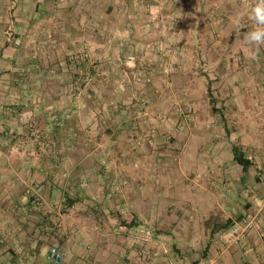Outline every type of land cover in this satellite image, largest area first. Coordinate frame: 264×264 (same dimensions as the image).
Returning <instances> with one entry per match:
<instances>
[{
	"label": "crops",
	"instance_id": "crops-1",
	"mask_svg": "<svg viewBox=\"0 0 264 264\" xmlns=\"http://www.w3.org/2000/svg\"><path fill=\"white\" fill-rule=\"evenodd\" d=\"M250 3L0 0V264H49L52 247L65 264H264V159H251L248 174L236 165L235 196L217 184L233 175V153L221 158L212 141L215 157L195 156L196 135L212 127L201 114L188 129L159 67L160 50L175 45L172 77L195 103L188 68L264 81V49L250 60L242 47ZM133 52L137 68L127 63ZM247 110L234 112L239 124L256 117ZM165 134L180 155L160 148ZM251 210L255 229L224 247L225 225ZM145 231L154 233L148 260L137 255Z\"/></svg>",
	"mask_w": 264,
	"mask_h": 264
},
{
	"label": "rangeland",
	"instance_id": "rangeland-1",
	"mask_svg": "<svg viewBox=\"0 0 264 264\" xmlns=\"http://www.w3.org/2000/svg\"><path fill=\"white\" fill-rule=\"evenodd\" d=\"M169 47L175 49V54L165 61L162 55V50H160L161 52L159 67L161 68L162 66H168L170 68V74L166 76L172 78L170 79V83L172 85L171 88L174 89V95L177 94L181 98L179 105L173 106V109L176 108L177 114L184 117V120L188 124V129L190 130H193V128H195V126L198 124L196 119L198 115L201 114L203 119L200 121V125L212 127V131L208 130L206 131L207 133L201 132L200 134L196 135L194 140V147H196V149H194V152L197 153V155L195 156L200 158L205 157L208 159H212L213 157H215L214 152L210 149V145H212V141H214L220 145L219 155L223 159L231 156L232 147L234 144H240L246 155L253 161H256L257 159H264V81L261 82L259 79H255L253 76H248L245 73L246 75H242L243 80L240 79L237 82L234 81L236 82V84H232L233 81L216 80L215 76H213L214 72L209 67H204L202 69H200L199 67L198 69L196 68L194 70L188 68V70L185 71V73H189L187 77H190L188 78L187 82L196 85V87H194V90H196L195 93L198 101L195 103L193 100L189 99L190 93L186 92V94H184L183 92H181L182 88H177L176 86V81H174L175 79L174 77H172V75L174 73L173 69L176 65V57L178 56V51L175 45H169ZM137 65L138 64L133 67L137 68ZM153 68V63L147 66L148 70H152ZM193 73H195V75ZM139 78L141 79L140 81L138 80L139 82L144 81V73H141V77H138V79ZM209 85H211L212 94L215 100L218 101L217 109L219 110V113L216 114V116L212 114L211 105L209 102ZM175 86L176 88H173ZM235 90L240 93L235 94ZM237 96H241L242 101L237 100ZM190 109L192 110L191 113H189ZM242 109H248L247 111L255 112L256 117L244 119V121L246 120V122H244V124H239V119L236 118L234 114ZM251 126L253 128H251ZM250 129L251 132L249 131ZM184 137L185 142H182L183 145L186 144L188 142V139L190 138L189 136ZM164 138L167 144L162 145L160 148H163L164 146L169 148L171 147L172 149L176 148L173 151H176V153L180 155L183 147L181 144H176L178 143V140L170 134H165ZM255 139H257L256 144L254 143ZM242 140L246 143V145L242 144ZM161 151L163 152V150ZM236 165L237 164L233 162L231 166L227 167V169H231L233 171V175L230 178L226 180H224L222 176L217 178V184H219L221 187H224L225 184L232 186L233 196H235L238 189V187H236L237 182L235 181V177H233L236 173L234 171L236 169ZM220 169V172L223 173V167H221ZM257 171L258 174L260 173L262 179L264 180V168L261 167L260 171ZM245 185L247 186V188L250 186L254 188L256 186V184L250 179L245 182ZM251 197L252 194L247 193V201H249ZM256 212L257 211L255 210H251L247 214L243 215L242 218L249 214L257 215ZM242 218L238 219L236 222L240 221ZM143 233L144 232L141 231L140 235H142ZM145 233L146 237L140 241L139 249L137 250V255L142 260H148L150 255L148 251V245L150 243L148 242L149 240H147V236L149 235L150 239L154 236L153 232L149 233V231H145ZM149 249L150 251L152 250V248Z\"/></svg>",
	"mask_w": 264,
	"mask_h": 264
},
{
	"label": "built area",
	"instance_id": "built-area-1",
	"mask_svg": "<svg viewBox=\"0 0 264 264\" xmlns=\"http://www.w3.org/2000/svg\"><path fill=\"white\" fill-rule=\"evenodd\" d=\"M175 54V49L168 47L162 50V55L164 60L168 59ZM138 62V56L136 53H132L127 57V63L131 66H135ZM163 73L165 75L170 74V68L164 66ZM141 80L140 78L138 79ZM192 110H189L191 113ZM41 188L33 189L32 199L36 206L41 204ZM257 216L249 214L243 217L240 221L236 222L232 228L223 232L221 234V241L226 248H231L234 246L241 245V243L246 239L247 235L255 229ZM47 260L49 264H65L66 262V253L64 250L59 247H52L47 255Z\"/></svg>",
	"mask_w": 264,
	"mask_h": 264
},
{
	"label": "clouds",
	"instance_id": "clouds-1",
	"mask_svg": "<svg viewBox=\"0 0 264 264\" xmlns=\"http://www.w3.org/2000/svg\"><path fill=\"white\" fill-rule=\"evenodd\" d=\"M251 21L250 29L243 34L242 47L248 59L255 60L261 49H264V0H252L243 14ZM242 16L234 17V24L237 29L242 27Z\"/></svg>",
	"mask_w": 264,
	"mask_h": 264
},
{
	"label": "trees",
	"instance_id": "trees-1",
	"mask_svg": "<svg viewBox=\"0 0 264 264\" xmlns=\"http://www.w3.org/2000/svg\"><path fill=\"white\" fill-rule=\"evenodd\" d=\"M208 97H209V102L211 105V110H212V114L216 115L219 113V110L217 109V105H218V101L215 100L213 94H212V88L211 85H209L208 87ZM228 132V130H227ZM229 134V133H228ZM232 153H233V157H234V162L241 166L243 169V173L244 174H248L250 169L254 167V163L253 161L246 155V153L244 152L243 148L241 147L240 144H234L232 147ZM259 181V180H258ZM236 222H228L225 225V229L224 230H229L230 228H232L234 226Z\"/></svg>",
	"mask_w": 264,
	"mask_h": 264
}]
</instances>
